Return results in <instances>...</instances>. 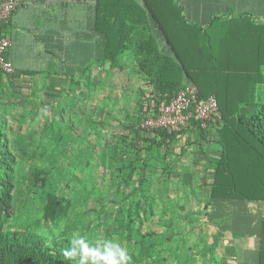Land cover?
<instances>
[{
  "label": "trees",
  "instance_id": "1",
  "mask_svg": "<svg viewBox=\"0 0 264 264\" xmlns=\"http://www.w3.org/2000/svg\"><path fill=\"white\" fill-rule=\"evenodd\" d=\"M62 1L66 6L72 2L71 7L83 19L78 31L83 51L77 55L71 52L70 56L72 43L59 41L55 44L61 52L48 48L46 52L51 51L56 58L60 53L64 62L60 73L76 89L84 85L90 95L95 89L91 87L95 84L93 64L95 67L109 64L110 73H103L108 79L115 69L123 71L127 67V57L142 76L143 84L152 87L149 91L140 88L137 112L125 116L129 134H117L112 145L102 141L104 147L108 145L109 154L103 151V157L112 163L113 175L117 178L113 186L122 193V199L117 200L114 223L106 228L109 240L87 239L89 247H102L105 241H113L130 256L127 264H227L225 229L215 223L213 231L203 229L199 233L190 250L183 253L172 249L169 255L173 260H168L165 246L174 234L159 239L162 231L150 222L156 212L154 185L174 179L175 187L187 198L196 189L195 180L201 171L203 175L199 179L204 180L197 196L200 200L203 196L207 215L214 200L218 202V209L227 215L241 211L249 203L264 206V41H255L254 47L242 52L236 49L239 46L232 45L237 42L230 41L233 38L229 37L226 41L222 39L225 45L216 51L215 35L204 29L206 50L203 49L201 60V52L195 54L193 45H187V40L199 38L197 24L189 21L179 0ZM66 19L67 16L65 23ZM218 19L214 18L211 24L215 25ZM9 22L10 18L0 23V33H5ZM93 44L95 51L88 54L86 49ZM49 48L54 45L49 44ZM40 72L17 71L14 66L13 73H1L0 102L6 93V81L13 83L22 74L33 76ZM56 72L52 69L48 74ZM188 84L198 87L201 98L217 97L219 113L207 120V126H203L201 119L191 117L179 130L141 127L145 118L157 115L164 102ZM46 94L51 99L57 96L54 91ZM0 115V264H78L79 257L66 258L64 250L72 247V231L93 228V224L86 219L73 221L68 210L60 211L63 199L57 191H63L60 181L64 172L69 175L68 170L40 169L33 165L28 171L20 170L8 145L5 116ZM97 115L101 114L95 110ZM89 117L94 114L86 115L84 121ZM191 149L196 152L199 168H188L184 162ZM81 159L72 163H80ZM18 183L24 186L19 189ZM37 193L52 194L48 199V215L44 218L36 214V204L34 208L30 205L17 208L19 200L34 203ZM177 204L171 201L169 206ZM146 222L149 227L143 231ZM260 224L258 264H264V214ZM97 225V229L103 230L102 224ZM165 226H169L165 228L167 231L178 234L169 223L165 222ZM226 231L234 238L238 236L231 228ZM114 234L118 235L115 239ZM125 237L130 248L124 244Z\"/></svg>",
  "mask_w": 264,
  "mask_h": 264
},
{
  "label": "rangeland",
  "instance_id": "2",
  "mask_svg": "<svg viewBox=\"0 0 264 264\" xmlns=\"http://www.w3.org/2000/svg\"><path fill=\"white\" fill-rule=\"evenodd\" d=\"M63 3L65 1L62 3L54 1L53 4H48L45 15L38 20L37 25L48 32L57 18H61L63 25L71 24L65 23L64 17L80 13L75 10V7H71L72 2H67V6ZM80 21L77 22L75 19L72 23L79 24ZM13 23V19L10 20L4 30L10 37L15 38ZM35 29L30 31L26 29L23 32L27 35H36ZM39 43L42 44L37 45L61 52V49L58 51L57 44L54 42L39 41ZM49 44L54 45V48H49ZM51 53V51H43L39 53V56L36 55L37 53H35L36 56L33 54L28 56L23 52L14 58L22 70H40L45 74L37 73L38 75L29 76L27 80L30 87L25 91L14 82L4 83L6 93L0 102V113L6 119L8 145L22 171H28L32 165L40 169L59 167L68 170L69 175L67 172L62 173L60 181L63 191H57L63 199L60 211L68 210L70 219L73 221L86 219L93 224V228H79L72 231L73 238L83 236L98 242L109 240L106 237V228L114 223L113 214L118 209L117 200L122 199V193L113 186L117 178L113 175L112 163L103 157V151L109 149L108 145L114 144L117 134H129L125 116L127 113L137 112L136 102L141 96L140 88L145 85L142 84L143 79L140 73L133 69L134 63L130 57H127L128 73L115 69L114 74H109L108 79V75L105 77L104 74L110 73L109 64L103 67H95L96 64H93L95 69L92 77L95 84L92 83L91 87L95 89L88 95L86 86L76 89L77 86H73L72 81L60 73L64 63L59 56L60 53L57 55L60 59L53 57ZM52 69L57 72L48 74ZM39 76H42V80ZM54 81L58 82L57 86L53 85ZM74 88L76 91H71ZM145 88V91L150 90ZM51 91L57 93L55 99L49 98L46 94ZM95 110L101 115L95 116ZM93 114L94 117L84 121L86 115ZM103 140L108 144L106 147L102 143ZM195 153L194 149H191L184 157L188 168H199L196 167ZM79 158H82L80 163H72L79 161ZM202 175L201 171H198V178L195 180L196 189L187 198L180 188L175 187L174 179L162 180L154 185L156 212L150 222L155 229L162 231L159 239L164 240V235L174 234L165 246L168 260H173V257L169 255L172 249L183 253L185 250H190L203 229L213 231L214 223L224 227L229 224L227 222L229 215L218 209L217 201L214 200V204L209 207L212 209H209V215L204 211L203 196L201 200L197 196V192H200V184L204 180L199 179ZM17 186L21 189L24 185L18 183ZM51 196L52 194L49 196L46 193H37L34 203L25 199L19 200L17 208L29 205L34 208L36 204V214L39 218H44L48 215V199ZM171 201L178 204L170 207ZM194 217L195 222L192 220ZM62 221L67 223L64 219ZM165 222L172 225L171 228H174L178 234L167 231L168 228H165L169 226H165ZM43 223L46 224L44 221ZM98 223L103 225V230L97 229ZM148 227L149 222H146L143 231ZM117 236L114 234L112 238L115 239ZM124 244L130 248L127 237L124 239Z\"/></svg>",
  "mask_w": 264,
  "mask_h": 264
},
{
  "label": "crops",
  "instance_id": "3",
  "mask_svg": "<svg viewBox=\"0 0 264 264\" xmlns=\"http://www.w3.org/2000/svg\"><path fill=\"white\" fill-rule=\"evenodd\" d=\"M54 1H57V3H62V0H31L26 5L19 6L16 12L10 17V20L13 19V25L15 27L14 32L16 34L15 38L11 37L13 44L8 51V57L13 62L17 71H24L19 67L18 64H16L14 59L21 53L24 52L28 56L32 54L35 55V53H37L36 55L39 56V53L43 51L46 52V48H44L43 45H37L42 44L39 43V41H50L51 43L70 41L73 45L69 50L70 56L71 52L77 55L78 52L83 51V48L81 49L82 46L80 44L81 42L79 41L78 34L79 28H81L83 22L80 14L68 16L67 23L71 24L66 25H63L61 18H57L54 22V26L51 30L48 29V32L37 25L38 20L45 15L46 10L48 9V4L51 5L54 3ZM179 1L183 6L184 12L187 15L189 21L197 24L196 28H198L199 31V38L198 40L195 38L192 42L187 40V45H193V48L196 50L195 54L201 52V60H203V49L206 50V37L203 34L204 29L210 30V33L215 35L217 39L216 51H220L225 45L222 39L226 41L229 37L233 38L230 39V41L237 42L234 44L232 43V45L235 48L239 46L236 49H239V51L242 52L248 51L247 48L249 47H254L255 41H264V0ZM88 5L87 12L89 19L90 11ZM217 17L219 19L215 22V25H212L211 23L213 19ZM75 19H77V22L81 20L80 23L73 24L72 22H74ZM89 24L90 22L88 21V28ZM26 29L29 31L35 29L36 35H27V33L23 32ZM196 32L197 30L194 31V34ZM68 36L71 37L70 40ZM260 36L262 38L261 40ZM86 50L88 51V54L89 52H94L95 45L93 44L91 48L87 47ZM11 56H13V58H11ZM127 68L128 67H125L123 71L128 73V70H126ZM41 72L39 74H45L44 72ZM21 76L22 77L16 79L14 83H16L18 87L21 86L24 91L26 89L29 90L30 85L27 78L29 79L30 75L22 74ZM39 79L42 80V76H39ZM144 87L152 89V87L149 86ZM235 211H232L231 215L229 214V217L227 218V222L229 224H227L225 227L222 226V229H225L224 235L227 237L226 240L228 242L226 245L227 249L225 248L226 253L229 256L227 264H258L260 246L259 237L261 227L260 220L264 214V206L256 205L255 203H249L248 207L242 209L239 212L237 210ZM230 228L233 230L232 232L235 233V236L238 235L237 237H232L233 235L230 234L229 231L227 234L226 230H229Z\"/></svg>",
  "mask_w": 264,
  "mask_h": 264
},
{
  "label": "built area",
  "instance_id": "4",
  "mask_svg": "<svg viewBox=\"0 0 264 264\" xmlns=\"http://www.w3.org/2000/svg\"><path fill=\"white\" fill-rule=\"evenodd\" d=\"M26 0H0V23L6 22L16 11L19 5ZM12 38L6 33H0V74L14 72V64L7 57L12 46ZM219 113V103L215 95L208 98L199 97V90L195 84H188L178 90L174 96L165 101L161 111L155 116L145 118L141 127L145 129L166 128L179 130L191 117L203 121L207 126V120Z\"/></svg>",
  "mask_w": 264,
  "mask_h": 264
},
{
  "label": "clouds",
  "instance_id": "5",
  "mask_svg": "<svg viewBox=\"0 0 264 264\" xmlns=\"http://www.w3.org/2000/svg\"><path fill=\"white\" fill-rule=\"evenodd\" d=\"M66 258L79 257L78 264H127L130 256L113 241H105L102 247H89L86 237H74L71 249L64 250Z\"/></svg>",
  "mask_w": 264,
  "mask_h": 264
}]
</instances>
